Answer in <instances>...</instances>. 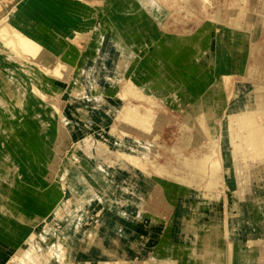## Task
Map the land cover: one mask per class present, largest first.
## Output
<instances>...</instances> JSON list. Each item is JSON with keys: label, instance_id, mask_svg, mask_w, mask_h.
Segmentation results:
<instances>
[{"label": "rangeland", "instance_id": "374dc122", "mask_svg": "<svg viewBox=\"0 0 264 264\" xmlns=\"http://www.w3.org/2000/svg\"><path fill=\"white\" fill-rule=\"evenodd\" d=\"M136 1L141 13L138 17L146 23V27L138 30L145 45L138 49L139 51L132 50V55L126 60L121 71L104 68L106 77L98 79L97 83H91L88 92L77 96L76 91L83 83V75L79 78L82 69L78 67L84 61H92L89 46L94 29L104 24L103 17L107 12L115 14L119 23L126 21L129 15L120 10L124 0H0V70L15 66V72L10 75L23 82L24 98L35 97L42 102L46 111L41 115L46 118L49 112L51 118L49 137L44 128L47 126L45 121H35L28 113L30 107L27 103L8 104L7 107L13 110L10 112L12 117L9 113H0V201L5 200L6 191L14 177L20 180L23 186L22 207L9 213V216H12L8 217L13 223L9 218H6L8 221L0 218L1 223H6L3 226L1 224L0 230H11L15 220L21 222V225H26L27 230L25 237L22 236L17 243H6L0 236V264H22V250L28 248L30 243L27 238L33 233H41L51 224L56 226V231L52 237L53 242L49 244L54 249H60L59 243L54 242H66L70 264H112L107 259L90 254L83 246L91 232L99 230L102 233L113 231L116 239L122 241L120 243L127 249L123 256L128 261L125 264H159L156 247L160 246V242L170 230L181 228L179 217L189 220V228L199 236L221 229L227 219H236L238 232L248 231L249 234H254V246L245 244L244 249L242 248L246 254H243L242 264H264V219H261L264 207L260 203L251 204L245 199L252 194V182L250 178L245 177L249 174L248 165L251 164L250 169L256 170L258 167L260 169L261 163L258 160L252 161L251 158L249 161L241 156L226 159L228 154L235 152V147L220 133L222 123L226 121L225 111L210 122L212 139L217 144L212 148L210 160L207 162L211 166L216 161V165L221 168V180L213 181L211 176L207 175L200 186L181 187L176 185L174 177L182 175L180 171L174 170L179 164L175 151L191 154L194 139L198 136L195 127L186 126V118L191 116L197 103L198 89L205 87L204 74H209L211 79L216 81L227 72L231 63L236 67L233 70L232 85L241 87L257 81L264 82V0H248L247 4L238 0H156L154 3H149L148 0ZM62 3L75 6L71 16L72 25L66 22L72 28L67 31L69 33L57 30L53 17L50 18L52 22H45L48 28V31H45L55 34V37L49 34L42 37V42L45 40L44 46L47 44L49 48L46 46V51L53 53L47 62L46 59H37L38 57L31 54L24 55L22 62L10 58L14 53L16 41L26 36L34 39L26 23H18L21 13L29 12L33 16L34 10L39 11L41 6L51 7L52 4H57V9L61 12L64 10ZM239 5L246 6L253 21L259 24L258 37L253 43L247 40V23L246 19L242 18L239 20L240 24L242 23L239 30H243L244 42L238 46L228 45L224 41L226 34L231 30L230 12ZM81 8H87L89 12L83 13ZM62 19L64 20V17ZM74 24L77 25L73 28ZM3 26L7 30L3 31ZM53 38L58 40L53 42ZM207 39L211 40L209 51L206 46ZM33 41L36 42L35 39ZM60 41L61 44H66V49H72L54 54ZM53 43L54 49L49 46ZM165 43H178L181 49L186 50L188 58L185 57L177 69L182 78L189 80L165 94H153L157 102L153 110L165 119L164 125H154L157 135L155 138L151 133L146 134L145 129L138 127L141 132L135 129L124 130L121 127L124 117L120 116L122 107L128 103L143 109L144 105L137 98L123 99V88L126 83L135 82L138 75L145 71V58L152 54V47L157 48ZM210 50L218 53L217 59L223 63V67L216 71L203 62L197 68L199 79L192 76L189 66L195 64L196 59H205ZM241 57L243 58L240 60ZM57 67L60 69L57 70ZM43 71L46 77H56L55 80H59L63 89L54 93L44 89L41 84L38 85L37 82L41 80L39 72ZM57 73L60 76H57ZM233 90L234 86L231 93H226L228 103H232L236 98ZM68 122H71L70 125ZM83 136L98 139L97 142L106 145L113 155L103 156L101 159L87 154L78 145L79 138ZM38 139L41 146L46 147V151L50 153L49 156L35 152L33 148L31 150V146L38 148ZM145 139L148 141L147 146L140 143ZM207 141L206 137L197 146V150L203 151ZM2 149L4 152L6 149L10 154L5 155L6 152ZM120 149L125 150L124 162L129 163L130 168L138 173L131 175L127 168L115 161L113 157ZM6 158L11 162L9 166L13 169L8 175L4 164ZM143 160L145 164L142 163ZM148 160L151 165H148ZM259 160L264 164L263 160ZM240 162L243 165H240ZM163 164L172 174L157 172L156 165ZM142 168L147 169L144 176L140 172ZM231 181H236V189L231 188ZM254 186L257 187L258 184L254 182ZM35 200L36 204L33 203ZM183 201L188 203V209L181 203ZM246 206H250L248 211ZM59 207L62 208L61 214ZM241 213H245L246 217L239 223L237 218ZM192 218L194 219L191 221ZM257 219L260 223L259 231L251 225ZM253 254L256 260L255 256L254 260L251 257ZM115 261L119 264V261Z\"/></svg>", "mask_w": 264, "mask_h": 264}, {"label": "bare ground", "instance_id": "6f19581e", "mask_svg": "<svg viewBox=\"0 0 264 264\" xmlns=\"http://www.w3.org/2000/svg\"><path fill=\"white\" fill-rule=\"evenodd\" d=\"M148 1L149 3H154L156 0H148ZM238 1L243 3L246 2L247 4L248 0H238ZM52 5L51 7L41 6L39 11L34 10L32 12L33 16H31L29 12L21 13L19 18L20 20L18 23L21 22L26 23L28 30H31V36L33 35V38L36 40V42L33 41L34 39L31 40L30 37L27 36L23 37V39H19L18 41L15 42L16 46L13 47L14 53L11 54L12 57L9 56L10 58L12 59L16 58L19 61L21 60L23 61V58L25 57L24 55L31 54L36 58L38 57L37 59H43L44 61L46 59L45 62H47L50 54L53 55V53L51 52L52 50H50L51 52L50 54L48 53L49 51H46L48 46L47 44L44 46L45 40L44 42H42V37L44 35L49 34V36L54 35L55 37V34H52V32L48 33L45 31V30L48 31L45 22H52L50 18L53 17L54 18L53 22L56 25V27H58L57 30L59 31L64 30L66 32L69 31V29L72 28L71 26H69V24L72 25L71 16L74 13L75 6L62 3L61 6L64 7L63 8L64 10L60 12L58 10L59 8L57 7V4H52ZM138 9H139V5L137 4L136 0H124L120 10L127 12L129 18L121 23L117 21L115 14H111L108 12L104 14L103 17L104 24L94 29V33L90 39L91 45L89 47L91 48L92 61L90 62L84 61L78 67L82 69L81 70L82 73L81 76H79V78L82 77L83 75V83L76 91L77 96L88 92L90 90L89 86L92 85L91 83L93 82L97 83L98 79H102L106 77L105 73H103L104 68L114 69V70L117 69L121 71V68L124 67L126 60L130 57V55H132V50L139 51L138 49H141L145 45V42H143V40L141 39V35L139 31L143 27H146V23L142 21L140 17H138L141 14ZM80 10L83 13L89 12L87 8H84V10L81 8ZM248 10L246 9V6L243 5H239L238 7L232 9V11L230 10L231 30L225 36L224 42L226 44L228 45L232 44L238 46L239 44H242L244 42L243 33H242L243 30H239L241 29L240 26L242 24V23L240 24L239 20H241L242 18H245L247 23L246 26L247 31L245 32L247 34V40L252 42L253 40H256V38L258 37L259 24L253 21L252 15ZM62 17H64V20L62 19ZM28 22L32 24V26ZM66 22L69 24H67ZM76 25L77 24H74L73 28ZM243 25L245 26V24ZM4 27L5 26H3L2 28ZM217 27H220V25H217ZM148 28H150L149 24H148ZM5 30L7 29L4 28L3 31ZM55 39L53 38L52 41ZM210 43L211 40L207 39L206 46L208 51H209ZM23 44L25 45V47H23ZM177 44L172 43L171 45H167L165 43L157 48L152 47L153 49L152 54H150V56H146L145 58V69H144L145 71L138 75V77L135 79L136 80L135 82H128L127 80L128 83L125 84L121 96L123 97V99L128 98V100L132 98H137L141 100V103H143L144 106L143 109H140L139 107L130 106L127 103L126 106L122 107V112L120 113V116L124 117L122 118L123 120L121 121L122 122L121 127L124 130L132 131L133 129H135L141 132V130L139 129H145L146 134L151 133V136L155 138L157 135H155L154 132L155 131L154 125L158 123L164 125L163 122L165 119H163L161 115L155 113V110H153V107H155L157 104L153 94L156 93L165 94L172 89L173 90L177 89L180 86V84L188 82L189 80L188 78L186 79L182 78V75H180V73L178 72L177 68L179 67L183 59L185 57L188 58V56H186L187 55L186 50L181 49L179 47V44L178 45ZM51 45L49 46L52 48L55 46L54 43L52 46ZM66 48H67L66 44L65 43L61 44L60 41L56 45L54 54L55 53L61 54V51L62 52L69 51L72 49V48L69 49ZM248 52L249 51L247 50V54ZM217 55L218 53L216 51L210 50V54L207 57H205V59L202 58L196 59L197 61L196 62L194 61L195 64L189 66V70L191 71L192 76L197 77L199 79L197 68L201 66L203 62H206V64L209 65L212 70L218 71L221 67H223V63L218 61L217 58L219 55L218 56ZM249 57H250V53H249ZM242 58L243 57H241L240 60ZM60 63L61 64L59 65L61 66L62 62ZM14 67L15 66H11L10 69L8 70L7 69L0 70V113L2 112L9 113V115H11L12 117L13 114L11 113L13 112V110L7 107L8 104L27 103L28 107H30L28 113L32 115L35 121H39V120L45 121L47 126H44V128L47 132L46 134L49 136L48 133L51 129L49 126L51 122V118H49L50 113L48 112L49 115L48 117L45 118V116L41 115L43 111H46L45 105L42 102H39L35 97L33 98L31 96H30L31 98L29 99L24 98L23 95L25 93V88L23 82H21V80H17L16 78H13L10 75L11 73L15 72ZM234 68L236 67L230 63V67L227 70V72L223 73V76L221 78L219 77L220 79L216 81L211 79L209 74L207 73L204 74L205 77L204 81L206 82L205 87L202 86L201 88L198 89L197 92L198 97L196 99L197 103L193 107L191 116H187L186 118V126L188 128L195 127L198 131V136L194 139L193 151L191 154L186 155L180 150L175 151L177 154V158L179 160V164L177 167L174 168V170L177 172L180 171L182 173V175H174V177L176 178V185H180L181 187L188 185L200 186L202 185V182L207 177V175H210L213 181L217 182L221 180L222 178L221 168L218 165H216V161H214V164L212 163L211 166L207 162H209L210 160L211 151H213L212 148L216 146L215 140L212 139V129L210 127V122L213 121L216 117L221 116L222 111H225L226 121L222 123V126L220 128L221 130L220 133L224 138H228L229 141H231L235 147V152H233V154H228L227 158L226 157L225 158L229 160V157L233 158L235 156L238 157L241 156L245 159L251 158V160L253 159L252 161H256L259 159L264 160V82L257 81L251 85L245 84L244 86L241 87H237L235 84L232 85L233 83L232 75ZM56 69L58 70L60 68L57 67ZM86 73H88V75ZM39 74H41L40 77L41 80L40 82L37 83H39L38 85L41 84V86L44 89H48L49 91L54 93L59 92L63 89L62 85L59 84V80H55L56 77L49 78L47 76L48 77L47 78L45 75L46 73L44 74V71L43 73L39 72ZM57 74H58L57 76H60L59 73ZM251 77H253V75ZM232 86H234L233 92L236 93L235 94L236 98L233 100L232 103H228V98L226 93L227 92L231 93ZM38 106L41 107L39 108ZM133 125H135L136 127H134ZM48 136H46V138H48ZM19 137H21V135H19ZM206 137L208 138L207 141L208 143L207 145H205V149L203 151L197 150V146L201 144ZM79 139L80 142L78 145L87 154L90 153L101 159L103 156L113 155L112 153H110L109 148H107L106 145L104 146L101 143L97 142L98 139L95 140L90 136H83ZM140 143L145 146L148 145V141L146 139L140 141ZM37 144H38V148L31 146V150L34 149L35 152L36 151L41 152L45 156H49L50 153L46 151L45 149L46 147L43 148L41 146L40 139L37 140ZM43 144L44 143H42V145ZM2 151L4 152L3 149ZM123 152H125V150L120 149V151L115 153V156L113 157L115 161L121 164L122 167L127 168V171H129L131 175L138 173L130 168L129 163L124 162L125 159H123V154L125 153ZM8 153L9 152H6L5 155ZM4 162L6 167L5 171L7 172L8 175V172L13 171L12 167L9 166L11 162L7 158L6 161ZM142 163H144V160ZM149 164L151 165L150 160H148V165ZM240 165L243 164L241 163ZM250 165H248L249 174L245 177H247L248 179L250 178L252 182V194L250 195V197L249 196L245 197V199L247 202H250L251 204L260 203L264 207V185H259L260 188L254 186V182L260 184L259 182H261V180H264V164L261 170L250 169ZM155 169L157 170V172L162 174L163 173H166L167 175L172 174L168 172V167L164 164L159 166L156 165ZM5 171H3V173ZM140 172L143 173L142 176H144V173L147 172V169L142 168ZM4 184L6 185V183ZM9 185L10 187L7 189L5 194L6 195L4 200L5 202L3 200L0 201V203H2V205L0 206V218L1 220L3 219L4 221L6 218L8 219L10 216H12V215L9 216L10 212H12L15 208L19 210L23 205L22 204L23 195L21 194V190L23 189L22 188L23 186L20 180H17L14 177ZM230 185L231 188L233 189H236L238 187V185H236V181H231ZM39 198L41 199L40 196ZM39 198L37 200H39ZM33 203L36 204V200L33 201ZM181 203L186 209L189 208L188 203L186 201H183ZM245 208H247L246 211H248L250 209V206H246ZM61 209L62 208L59 207L58 211L60 214H61ZM245 217L246 214L241 213L239 218H237V221L240 220L239 223H241V220L244 219ZM261 217L264 219V212H262ZM179 219H180L179 223L181 225V228L170 230L166 234V237H164L163 240L160 242V246L156 247L157 259H159L160 261L159 264H242V257L243 254H245L243 253L242 248L245 246V244L253 245L252 242L254 239L252 238V236L254 234H249L248 231L243 233L238 232L237 227L239 225L238 222L236 223L235 221L236 219H227L225 220L221 229L203 233L201 234V236H199L198 233H196L194 230H191L189 228V222H190L189 220H187L184 217H179ZM193 219L194 218H192L191 221ZM1 220H0V226L1 224L3 226L5 222L1 223L2 222ZM9 220L11 221L12 219L9 218ZM15 221L16 223L15 225L13 224L14 227L11 230L8 231V228L7 231L3 230V228H2L3 230L2 232L0 230V236H2L1 239L4 240L6 243H17V241L21 240L22 236L25 237L24 234L27 231L25 227L26 225H21L20 224L21 222L18 223L17 220ZM176 221L178 222V220ZM258 221L259 220H256L251 225L252 227H256L259 231L261 229L258 226L259 223ZM11 223H13V221H11ZM48 231L51 232L56 231V226L54 224H51L41 233H35V234L33 233L27 238V240H29L30 243L28 248H24L22 250L23 251L21 255L22 264H25L26 259H28L29 255H31L32 253H34L35 255L40 253V248L43 242H45L44 235H46ZM95 236H97L98 239ZM95 236H93L92 238L89 237L87 243L83 244L84 248L89 250L90 254L95 255L100 259L101 258L107 259L108 261L112 262V264L117 263L115 260L119 261V264H125L126 262H128L123 257L124 254L127 252V249L124 248L123 245L120 243L122 242L120 239H116L113 231L105 232V233H97V235ZM262 236L264 237V235ZM93 245L95 246V248L96 246L101 247L100 248L101 250H99V247L96 248L95 250ZM101 252L105 253L104 256L102 255ZM256 252L257 251L255 250V253ZM254 256H255L254 254L253 256H251L253 257V260H254ZM255 260H256V256H255ZM253 262L254 261H252V263Z\"/></svg>", "mask_w": 264, "mask_h": 264}, {"label": "crops", "instance_id": "0c3cea01", "mask_svg": "<svg viewBox=\"0 0 264 264\" xmlns=\"http://www.w3.org/2000/svg\"><path fill=\"white\" fill-rule=\"evenodd\" d=\"M177 125H178V122H177ZM178 127V126H177ZM259 161V163H261V167H260V170H261V168L263 167V162L262 161H260V160H258ZM264 161V160H263ZM259 168V167H258ZM257 168V169H258ZM263 173V172H262ZM260 184H258V186H257V188H260V186L259 185H264V180L262 181L261 180V182H259ZM135 202V201H134ZM136 203V202H135ZM261 219H263L262 217H261ZM258 220V219H257ZM259 222V221H258ZM111 232V231H110ZM54 233H55V231H48V233L46 234V235H44V237H45V239H44V241L45 242H43V244H42V246H41V248H40V253L39 254H34V253H32L31 255H29V257H28V259H26V262H25V264H59V263H61V264H70L69 263V258H68V246H67V244H66V242H63L62 240L60 241V240H57L56 242H54V243H59L58 245H59V247H60V249H58V248H53V246L52 245H50L49 244V242H53L52 240V237H53V235H54ZM97 233H102V231L101 230H99V231H94V232H91V234H90V237L92 238L93 236H95V235H97ZM103 233H105V232H103ZM48 236V237H47ZM47 237V238H46ZM96 238H97V236H95ZM49 238V239H48ZM95 238V239H96ZM52 239V240H51ZM98 239V238H97ZM87 241H88V239L84 242V243H87ZM97 241V240H96ZM63 242V243H62ZM93 242V241H92ZM133 242H135V241H133ZM48 244V245H45V244ZM50 245V246H49ZM90 245V244H89ZM57 246V245H56ZM92 246V245H91ZM94 246V245H93ZM99 246H96V248H98ZM43 248V249H42ZM96 248H95V246H94V249L96 250ZM101 247H99V250H101L100 249ZM98 250V251H99ZM102 253V255L104 256V252H101ZM53 257H54V260H53ZM67 257V258H66ZM35 259V260H34ZM0 260H1V255H0ZM29 261V262H28ZM58 261V262H57ZM60 261V262H59ZM51 262V263H50Z\"/></svg>", "mask_w": 264, "mask_h": 264}]
</instances>
